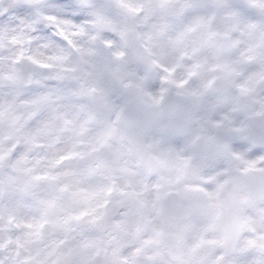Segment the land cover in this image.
Here are the masks:
<instances>
[{"label": "snow or ice", "instance_id": "1", "mask_svg": "<svg viewBox=\"0 0 264 264\" xmlns=\"http://www.w3.org/2000/svg\"><path fill=\"white\" fill-rule=\"evenodd\" d=\"M0 264H264V0H0Z\"/></svg>", "mask_w": 264, "mask_h": 264}]
</instances>
